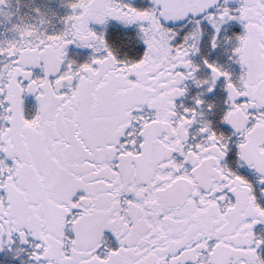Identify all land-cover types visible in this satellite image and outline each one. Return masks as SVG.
Returning <instances> with one entry per match:
<instances>
[{
	"label": "snow or ice",
	"instance_id": "6c2138e0",
	"mask_svg": "<svg viewBox=\"0 0 264 264\" xmlns=\"http://www.w3.org/2000/svg\"><path fill=\"white\" fill-rule=\"evenodd\" d=\"M0 264H264V0H0Z\"/></svg>",
	"mask_w": 264,
	"mask_h": 264
}]
</instances>
